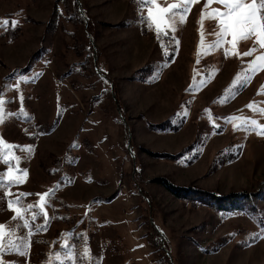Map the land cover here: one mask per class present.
I'll return each instance as SVG.
<instances>
[{
	"label": "rangeland",
	"instance_id": "1",
	"mask_svg": "<svg viewBox=\"0 0 264 264\" xmlns=\"http://www.w3.org/2000/svg\"><path fill=\"white\" fill-rule=\"evenodd\" d=\"M64 1L0 0V225L25 253L3 264H264V198L222 212L153 182L262 190L264 66L228 90L264 48L209 49L218 0H156L189 8L159 37L138 0Z\"/></svg>",
	"mask_w": 264,
	"mask_h": 264
},
{
	"label": "snow or ice",
	"instance_id": "2",
	"mask_svg": "<svg viewBox=\"0 0 264 264\" xmlns=\"http://www.w3.org/2000/svg\"><path fill=\"white\" fill-rule=\"evenodd\" d=\"M213 0H207L206 9L208 4H211ZM219 3L223 5L224 10L221 11L219 9H214L211 12L204 11L202 12V19L203 18H219L218 28L219 31L216 33L217 40L210 44L208 47L211 48H218L220 47L225 41L224 37L231 36V45L233 49L237 48V44L239 41L252 39L255 37V42L258 44L260 48H264V0H218ZM138 3L141 7L149 5L148 11L149 15L147 17H142V22L147 23L149 28L153 26L156 29L157 36L167 35L168 32L161 28L162 24H169L172 30H174L175 24V16L180 15L181 22L184 21V13H186L189 8L187 6L183 7L182 12H174V9H177L179 5L173 3L169 7H161L157 4L156 0H138ZM191 0H189V4ZM153 8H155V13L153 12ZM170 13V15H168ZM202 22V21H201ZM12 26L14 27L17 24V21H12ZM9 21L7 19L0 21V27H7ZM203 44V38H202ZM256 50L255 47L250 49L247 52H244L243 56H252L253 52ZM226 55L228 52L226 51ZM261 66H264V55H259L255 57L253 61H251L248 65V68L244 71L243 76L238 74L237 78L233 82V88L229 89V92H232L236 87L243 86L251 80L250 73H255L259 70ZM227 95V93H226ZM3 101L0 100V123L3 122L4 115H3ZM252 107V105H249ZM264 111V110H260ZM232 120L241 119V125H234L235 127H244L245 130H255V127H259L258 122L255 120H247L238 117L230 118ZM248 125L255 126L252 129L248 128ZM258 135H264V130L258 131ZM0 145L6 148L13 147L12 145H5L3 144L2 140H0ZM28 151H31L29 148ZM0 159L4 160V163H8L9 161L4 158V156L0 155ZM18 159V158H17ZM27 173L24 172V176ZM4 178V174L0 173V184H2ZM9 180L11 183H22V178L20 177H11L9 176ZM23 195V194H21ZM45 195H48L47 193ZM43 199V197H41ZM19 203V200H17ZM9 207H12V203H9ZM29 209L33 207V205L27 206ZM17 213V219L20 215V208L15 209ZM35 218V216L33 217ZM26 226V224H25ZM15 236V232L5 230L4 225H0V254L7 252V251H16L19 254H25L22 251L23 240L20 243H17L16 240H13ZM67 247V245H65ZM85 255H87V250H85ZM59 259V256L56 257ZM0 264H3L2 260H0Z\"/></svg>",
	"mask_w": 264,
	"mask_h": 264
},
{
	"label": "trees",
	"instance_id": "3",
	"mask_svg": "<svg viewBox=\"0 0 264 264\" xmlns=\"http://www.w3.org/2000/svg\"><path fill=\"white\" fill-rule=\"evenodd\" d=\"M61 1L65 2L64 0H58L57 4L54 5L53 16L57 14L63 15L62 9L60 7ZM73 3H74L75 8L78 9V3L75 0H73ZM76 13L77 15H79V18L81 20L82 19L84 20L79 10H77ZM89 19L90 18L88 16L87 21H89ZM121 25L122 24H120L119 26ZM81 66H84V64H81ZM30 70H31L30 67L23 69L21 70L22 71L21 74L24 75ZM167 124L168 122L164 123V126H166ZM51 131H49L48 134L51 133ZM163 156L168 157V158L175 157L169 154L163 155ZM153 182H158V183L163 184L176 197L187 199L195 203L202 202L209 206L214 207L217 211H222V212H225V211L229 212L232 210H237V209H240V207L243 208L245 205H248V204L250 206L249 208L252 209V207H256V204H255L256 200L261 199V197L264 198V186L261 187L262 190L256 193L250 194V193L242 192V193H236V194L229 195V196H222L218 193L206 192V191L196 189L194 187H189V188L177 187L173 185L170 181L165 180V179H158V180H154Z\"/></svg>",
	"mask_w": 264,
	"mask_h": 264
}]
</instances>
